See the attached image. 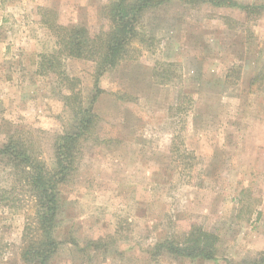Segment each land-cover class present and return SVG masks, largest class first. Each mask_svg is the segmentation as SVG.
Segmentation results:
<instances>
[{"label": "rangeland", "instance_id": "obj_1", "mask_svg": "<svg viewBox=\"0 0 264 264\" xmlns=\"http://www.w3.org/2000/svg\"><path fill=\"white\" fill-rule=\"evenodd\" d=\"M114 1L0 0V146L13 136L51 169L73 106L98 115L57 186L48 264H264V0L143 8L95 91V62L67 56L56 26L107 31ZM22 180L0 159V264H36L20 258L40 234ZM193 226L219 236L215 258L151 256Z\"/></svg>", "mask_w": 264, "mask_h": 264}, {"label": "trees", "instance_id": "obj_2", "mask_svg": "<svg viewBox=\"0 0 264 264\" xmlns=\"http://www.w3.org/2000/svg\"><path fill=\"white\" fill-rule=\"evenodd\" d=\"M165 0H136L128 4L127 0H115L108 7L110 26L107 31L90 35L87 28L81 25L65 26L57 25L59 40L67 56L83 57L95 62L96 77L94 80L95 91L98 77L107 69L115 67L127 53L126 44L132 39L137 13L151 4H158ZM192 2L193 0H184ZM213 7H236L245 9L247 13L253 8L264 7V4L255 5L249 10V6L237 0H200ZM61 51V50H60ZM41 62H48V56L40 55ZM68 83L73 87L75 78H68ZM74 118L69 129L56 136L54 141V165L51 169L45 168L44 163L34 157L22 141L8 136L0 146V159H6L16 166L23 176V182L28 188L32 200L37 230L39 236H25L27 239L20 251V258L36 264H48L52 254L58 246V242L52 236L53 226L58 212V184L64 181L77 166L79 141L88 133L98 115L92 111L91 106L84 107L80 104L73 106ZM7 198L0 190V200ZM26 227L24 235L28 234ZM30 235V234H29ZM219 236L215 233L202 230L193 226L183 239L166 237L155 242L150 248L151 256L163 252L173 257L213 259L216 256V245ZM258 264V263H256Z\"/></svg>", "mask_w": 264, "mask_h": 264}]
</instances>
